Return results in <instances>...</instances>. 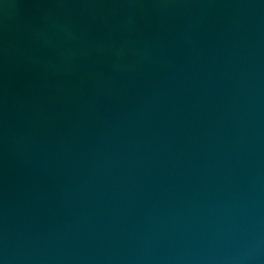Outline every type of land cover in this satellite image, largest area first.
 <instances>
[{"label":"water","instance_id":"1","mask_svg":"<svg viewBox=\"0 0 264 264\" xmlns=\"http://www.w3.org/2000/svg\"><path fill=\"white\" fill-rule=\"evenodd\" d=\"M0 264H264V0H0Z\"/></svg>","mask_w":264,"mask_h":264}]
</instances>
